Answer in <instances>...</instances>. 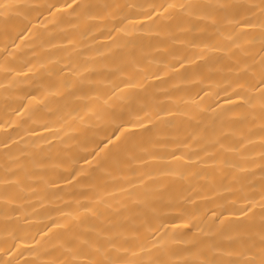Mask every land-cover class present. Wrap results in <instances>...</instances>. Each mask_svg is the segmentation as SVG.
Instances as JSON below:
<instances>
[{"label":"bare ground","instance_id":"bare-ground-1","mask_svg":"<svg viewBox=\"0 0 264 264\" xmlns=\"http://www.w3.org/2000/svg\"><path fill=\"white\" fill-rule=\"evenodd\" d=\"M0 264H264V0H0Z\"/></svg>","mask_w":264,"mask_h":264}]
</instances>
